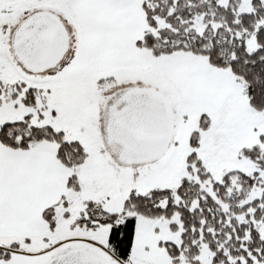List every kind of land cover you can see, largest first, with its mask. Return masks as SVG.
<instances>
[{"label":"snow or ice","instance_id":"snow-or-ice-1","mask_svg":"<svg viewBox=\"0 0 264 264\" xmlns=\"http://www.w3.org/2000/svg\"><path fill=\"white\" fill-rule=\"evenodd\" d=\"M0 264H264V0H0Z\"/></svg>","mask_w":264,"mask_h":264}]
</instances>
